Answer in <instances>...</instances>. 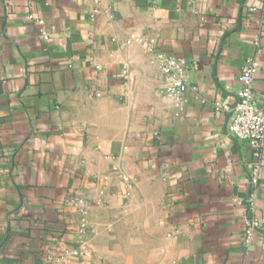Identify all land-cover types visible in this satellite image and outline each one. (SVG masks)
Listing matches in <instances>:
<instances>
[{
  "label": "crops",
  "instance_id": "1",
  "mask_svg": "<svg viewBox=\"0 0 264 264\" xmlns=\"http://www.w3.org/2000/svg\"><path fill=\"white\" fill-rule=\"evenodd\" d=\"M248 57L263 103L264 0H0V264H264V163L228 132Z\"/></svg>",
  "mask_w": 264,
  "mask_h": 264
},
{
  "label": "built area",
  "instance_id": "2",
  "mask_svg": "<svg viewBox=\"0 0 264 264\" xmlns=\"http://www.w3.org/2000/svg\"><path fill=\"white\" fill-rule=\"evenodd\" d=\"M98 10H93V17ZM155 65L164 80V91L169 97L174 98L177 102L185 100V94L188 89L187 85V65L183 58L156 51L154 53ZM257 63L254 58L248 57L238 74L240 87L236 92L235 101L228 109L229 125L228 132L231 136L239 141L247 142L255 158L252 164V180L264 163L262 148L264 146V102L259 103L254 94V80L257 72ZM215 108L220 110L222 107L219 103ZM247 230L248 242L251 235V227H263L259 222L251 221L248 223ZM74 254H79L76 250Z\"/></svg>",
  "mask_w": 264,
  "mask_h": 264
}]
</instances>
